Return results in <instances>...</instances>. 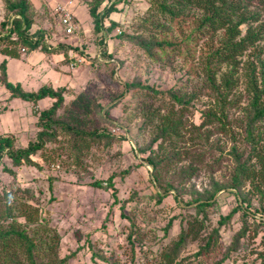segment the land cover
<instances>
[{"label": "trees", "instance_id": "trees-1", "mask_svg": "<svg viewBox=\"0 0 264 264\" xmlns=\"http://www.w3.org/2000/svg\"><path fill=\"white\" fill-rule=\"evenodd\" d=\"M107 1L110 0H91L87 3L93 29L101 41L104 40L103 34L109 35L116 26L111 15L117 11V4L124 0H112L108 6L103 5ZM3 2L11 18L8 16V20L5 17L0 22V31H4L0 32V53L19 58L23 47L26 49L24 53L35 49L46 53H62V63L65 65L74 60L73 55L69 54L72 48L69 44L50 47L45 42L48 36L44 30L29 33L33 21L28 16V0ZM254 3H258L259 8L253 6ZM191 10L198 12V37L203 33L211 37L206 44L208 49L204 48L206 56L199 63L203 83L197 89L210 90L205 95L214 100L213 106L199 109L200 119L196 124L189 122L186 116L193 113L190 104L199 98L200 91L181 92L176 87L158 91L138 80L121 84V91L110 95L104 102L95 100L89 88L75 89L73 97L64 105V93L67 92L65 86L41 85L37 90H25L20 82L8 81L7 60L0 62V86L3 85L9 92L6 103L14 98L26 101L32 105L33 114L37 117L35 140L28 141L25 147H17L13 135L0 134L1 171L13 178L17 177L15 167L22 165L37 169L52 167L60 172L82 170L87 165L86 159L93 146L108 147L117 139L126 140L122 124L113 123L110 117L111 109L120 103L122 113L126 114L125 122L136 128V135L141 136L144 132L150 136L145 145L138 149L141 153L148 151L144 161L151 166V182H155L159 188L154 191L159 203L174 189L170 181L165 182L162 178L172 165L189 161L178 172L181 185L184 178L190 179L197 174L195 162L203 161V152L219 148L215 138L217 135L226 134L235 143L230 151L234 162L230 184H220L213 180L209 189L194 190V194L188 198H184L185 193L181 196L173 195L177 206L184 213V216H177L181 217V224L176 239L155 252L144 250L143 260L138 264H221L230 255V251L237 248L241 237L247 234L253 239L260 231H264V130L261 129L264 126V50L260 46L264 38V0H149L146 12L151 16L160 13L166 17L165 21L182 25L188 20ZM144 21L149 20L146 18ZM106 23H109L108 26ZM150 27L160 28V25L150 23ZM122 39L133 42L148 54L154 48H170L172 53L179 54L188 41V37L183 34L179 40L152 37L144 41L129 34L123 35ZM213 41L215 47L211 50ZM101 53L102 56L111 57L106 50ZM105 64L111 67L112 75L115 64ZM213 65L217 66L216 69ZM221 65H226L228 69L222 71ZM93 68L94 75L99 77L96 79L102 80L101 64L97 62ZM238 84L244 89L237 99L248 94L249 101L244 110L245 117L237 120L230 116L229 110L237 104L233 96L236 95L234 89ZM130 91L133 95L122 103L124 92ZM44 98H49L51 104L38 110L37 104ZM118 98L121 99L102 113L110 101ZM112 127L118 128L123 134L117 136L110 129ZM211 138H214L212 144L209 142ZM236 143H243L248 148L246 159L241 156L242 151ZM4 155L10 159L12 166L2 164ZM59 179V174L49 176L48 188L53 189ZM111 179L105 182L95 179L90 185L110 189L114 205L119 200L117 188ZM225 188H231L232 191L228 193L234 195L237 206L229 212L220 213L217 225L210 228L208 214L216 205L212 199L217 191ZM18 189L22 193H16L10 185L0 187V264H68L70 256L75 252L63 257L58 255L61 236L50 224L49 211L31 203L26 195L28 188ZM237 209L241 226L231 246L222 252L219 227L229 223ZM171 223L169 221L163 228L165 235ZM136 233L139 232L130 230L127 241L135 240ZM260 238L263 249L257 252V257L260 258L259 264H264V234ZM138 239L141 240L142 235ZM194 242L197 244L192 252L181 256L185 247ZM215 252L219 256L212 260L211 254ZM93 255L95 258L106 259L99 252ZM93 264L100 263L94 260Z\"/></svg>", "mask_w": 264, "mask_h": 264}, {"label": "rangeland", "instance_id": "rangeland-1", "mask_svg": "<svg viewBox=\"0 0 264 264\" xmlns=\"http://www.w3.org/2000/svg\"><path fill=\"white\" fill-rule=\"evenodd\" d=\"M69 1L71 0H56L55 4L51 5L49 0H28V16L33 21L29 30L30 34L41 29L46 32V36L49 35V38L45 40L46 44L54 47L58 44H69L72 47V59L74 60L70 62L73 64L72 67L69 64V72L73 73V80L72 76L68 78L62 74L61 69L53 70L54 65L63 58L62 55H54L40 50L43 53L41 59L45 58L47 62L43 61L36 67H31L26 61L17 58V67L13 66L11 72L8 71L11 79L20 80L25 90H37L41 85L48 84L53 87L65 86L67 92L64 93V105L73 97L75 89L89 88L93 91L95 100L104 102L109 99L110 95L118 94L121 91V84L138 80L141 84L158 91H165L172 87L180 88L181 92L200 91L199 98L190 104L193 113H188L186 116L189 122L195 124L200 119L199 109L214 105V100L205 95L210 90L197 89L203 83L199 63L201 58L206 56L203 53L204 48L208 49L206 44L211 37L205 33L200 38L198 37L199 32L196 29L198 12L196 10L189 11L188 20L184 21L182 25H173V23L165 21L166 17L160 13L151 16L146 12L149 8V0H124L117 4V11L112 14L116 26L110 36L101 41V37L93 29L91 17H85V20L82 19L84 17H81V12L84 15L88 9L87 3L91 0H78V5L74 7V10H70L74 14L75 22H78L77 28L79 29L75 30L72 35H64L59 24L60 12L56 10V4L62 2L65 5ZM83 3L84 5H82ZM109 3L111 4L112 0L108 1L106 5ZM254 4L253 6H258V3ZM76 9H78L77 12ZM8 16L11 18V15L6 13L3 0H0V22ZM77 17L81 18L80 22ZM146 18L149 21L145 22ZM150 23L158 24L160 28L150 27ZM108 24L106 23L107 26ZM0 32L4 33V31ZM127 34L144 41L152 37L163 40H179L183 34L188 37V41L185 49L179 54L172 53L170 48L162 50L154 48L151 49V54H148L133 42L122 39L123 35ZM260 46L264 50V38L260 42ZM214 47L215 41L211 43V50ZM103 50L110 53L111 57L102 56ZM78 58H83V60L79 61ZM97 62L101 64L100 78L102 80L96 79L99 77L94 75L93 66ZM105 63L115 64L112 75L110 74L111 67ZM213 66L216 69L217 66ZM37 67L43 68L45 71L43 76L40 72L36 73ZM221 69L224 71L228 67L221 65ZM74 76H76L75 80ZM53 81L55 83H52ZM243 89L240 84L235 87L236 95L233 96L235 100L243 94ZM131 95H133L131 91L124 92L121 102H127ZM248 96L247 94L240 100L237 99V104L229 110L233 119L238 120L245 117L244 110L248 105ZM121 98L110 101L105 111L114 106ZM19 102L23 106L29 105L23 100ZM44 102L46 103H41V106H44L40 108L41 110L51 104L50 100ZM121 106L120 103L113 107L110 117L113 118V123L122 124L126 140L117 139L108 147L93 146L90 150L91 154L86 159L87 165L82 170L60 172L57 168L52 167L37 169L30 165H22L15 167L17 177L13 178L1 171L2 165L0 166V187H9L10 185L16 190V193H22L18 188H28L26 195L29 196L31 203L49 211L50 224L58 230L61 236L58 255L63 257L75 252L73 256H70L68 264H93L94 260L100 264H138L143 260L144 250L149 249L151 252H155L176 239L181 224V217L177 218V216L179 214L184 216V213L177 206L173 195L181 196L185 193L184 198H188L194 194V190L209 189L210 182L213 180L220 184H230L229 179L234 170L230 151L232 144L235 145V143L231 142L226 134L217 135L218 137L215 138L218 140L219 148L203 152V161L195 162L198 167L195 176L190 179L184 178L180 185L179 180L181 179L178 172L188 164V160L174 164L169 168L168 173L162 178L165 182L170 181L174 189L170 190L169 195L163 198L160 203L157 202L154 191H158L159 188L156 187L155 182H151V166L144 161L148 151L141 153L138 149L145 145L150 136L144 132L141 136L136 135V128L125 122L126 114L122 113ZM37 109L40 110L38 107ZM31 117L27 116L17 121V147H25L28 141L35 140L38 128L35 119ZM110 129L117 136L123 134L118 131V128ZM261 129L264 130V126ZM213 139L211 138L209 141L211 144ZM236 145L242 151L243 159H246L249 154L248 148L243 143H236ZM154 147L155 145L152 146V148ZM206 152L207 154H205ZM33 158L38 159L37 156ZM216 160L218 162L214 163ZM1 162L5 166H12L6 155L2 157ZM56 174H59L60 181H56L53 189H49L47 179ZM110 177H112V184L117 188L119 200L114 205L110 189L90 185V182L95 179L105 182ZM230 190L231 188L221 189L214 195L212 201H215L216 205L210 209L208 214L210 228L217 225L220 213L229 212L237 206L238 202L234 195L228 193ZM254 202L257 206V201ZM181 205L184 206L182 203ZM169 221L172 223L165 235L163 228ZM240 226V212L237 209L229 223L219 227L222 252L231 246L233 237ZM130 230H136L139 233H136L135 240L128 242L127 234ZM263 234L264 231H260L253 239L245 234L240 238L237 248L230 251V255L221 264H259L260 258L257 257V252L263 249V246L260 245V237ZM141 235L142 239L140 240L138 238ZM196 244V242L189 243L182 251L181 256L189 255ZM94 252H99L106 259L95 258ZM218 256L219 253L215 252L211 254V259H216Z\"/></svg>", "mask_w": 264, "mask_h": 264}, {"label": "crops", "instance_id": "crops-1", "mask_svg": "<svg viewBox=\"0 0 264 264\" xmlns=\"http://www.w3.org/2000/svg\"><path fill=\"white\" fill-rule=\"evenodd\" d=\"M50 4L51 5H54L55 4V1L56 0H49ZM61 1H64V0H61ZM78 0H71L67 3H65V6L67 8L70 9H73L74 10V7L77 6ZM62 3V2H61ZM58 4V3H57ZM84 5V3L82 4ZM78 9H76V12H77ZM77 16V14H76ZM89 16V13H88V10H86L84 12V15H83V12H81V17H84L82 18L83 20H85V17H88ZM112 16V15H111ZM78 18V17H77ZM113 19H115L113 16H112ZM81 21V18L79 17L78 18V21ZM79 21V22H80ZM78 23V22H77ZM79 28H77L76 30L78 31ZM37 33V32H35ZM49 38V35L48 37L45 39L47 40ZM47 43V42H46ZM49 45V44H48ZM50 47H54V46H50ZM71 51V50H70ZM43 53L40 51V49H35L33 51H28L27 53H24V54H21V56L19 57L22 61H26V63L28 65H31V67L33 66H37L38 63L40 62H47L44 59H41V55ZM54 55H62V53H52ZM70 55H73L72 54V51L69 52ZM40 56V57H39ZM63 56V55H62ZM3 59H6L7 60V65H6V73H7V79L8 81L10 82H20V84L22 85V82L18 79H11L8 71L11 72V68L13 66H16L17 67V58H11V57H7L5 55H3L2 53H0V62L3 60ZM62 60H59L53 67L54 71L57 70V68L61 69V73L66 75L68 78H70L72 76V80H73V73L69 72V65H65L64 63H62ZM48 66V64H47ZM36 73L38 74L40 72V74L43 76L44 75V70L42 67H37L36 69ZM33 74V73H32ZM75 77L74 76V80H75ZM52 83H55L54 81ZM50 85V84H48ZM52 86V85H51ZM84 86V85H83ZM82 86V87H83ZM80 89V88H78ZM9 95V92L6 90V88L1 85L0 86V134L2 135H13L15 140H16V144H17V121L18 120H22L24 119L25 117L29 116L31 117V115H33L31 118H34L35 121H36V116L33 114V111H32V106L29 105L28 106H23V104H21L19 101H21L20 99H17V98H14L12 100H10L8 103H6V99ZM50 99L49 98H44V99H41L38 104H37V107L40 109V108H43L41 106V103L44 104L46 102L44 101H49ZM26 102V101H25ZM28 103V102H27ZM6 106V108H5ZM25 115V116H23Z\"/></svg>", "mask_w": 264, "mask_h": 264}, {"label": "built area", "instance_id": "built-area-1", "mask_svg": "<svg viewBox=\"0 0 264 264\" xmlns=\"http://www.w3.org/2000/svg\"><path fill=\"white\" fill-rule=\"evenodd\" d=\"M56 10L60 12L59 24L62 28L64 35H72L77 28V23L75 22L74 14L70 11L71 9L69 10V8H67L64 4L58 3L56 4ZM20 50L22 53L26 51V49L23 47ZM70 65L71 67L73 66L72 63H70Z\"/></svg>", "mask_w": 264, "mask_h": 264}, {"label": "clouds", "instance_id": "clouds-1", "mask_svg": "<svg viewBox=\"0 0 264 264\" xmlns=\"http://www.w3.org/2000/svg\"><path fill=\"white\" fill-rule=\"evenodd\" d=\"M108 2V1H107ZM107 2H105V3H103V5H106V3ZM110 4V3H109ZM109 4H107V6L109 5ZM116 12V11H115ZM114 13V12H113ZM113 19V18H112ZM77 29V28H76ZM110 36V34L109 35H107L106 33L105 34H103V37L105 38V40H106V38L107 37H109ZM22 54H24V53H22ZM99 55V54H98ZM78 60H80V61H82L83 60V58H78Z\"/></svg>", "mask_w": 264, "mask_h": 264}, {"label": "water", "instance_id": "water-1", "mask_svg": "<svg viewBox=\"0 0 264 264\" xmlns=\"http://www.w3.org/2000/svg\"><path fill=\"white\" fill-rule=\"evenodd\" d=\"M109 105H107L102 111H105V109L108 107ZM148 164V163H147ZM149 165V164H148Z\"/></svg>", "mask_w": 264, "mask_h": 264}]
</instances>
